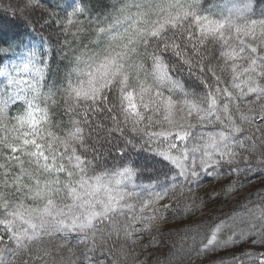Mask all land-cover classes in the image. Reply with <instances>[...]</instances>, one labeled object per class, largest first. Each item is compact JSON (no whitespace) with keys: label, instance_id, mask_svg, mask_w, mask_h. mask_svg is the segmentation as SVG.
<instances>
[{"label":"snow or ice","instance_id":"6c2138e0","mask_svg":"<svg viewBox=\"0 0 264 264\" xmlns=\"http://www.w3.org/2000/svg\"><path fill=\"white\" fill-rule=\"evenodd\" d=\"M257 2L118 0L92 17L87 0H72L62 21L47 13L65 36L59 82L47 81L43 48L0 44V264H145L135 249L173 207L162 201L190 216L204 205L192 195L181 207L176 196L203 175H227L231 196L242 186L231 177L264 172ZM41 7L0 0V13L26 26ZM142 152L163 167H136ZM241 207L187 226L168 264L249 240L264 246V193ZM217 264H264V251Z\"/></svg>","mask_w":264,"mask_h":264},{"label":"trees","instance_id":"16d2710c","mask_svg":"<svg viewBox=\"0 0 264 264\" xmlns=\"http://www.w3.org/2000/svg\"><path fill=\"white\" fill-rule=\"evenodd\" d=\"M72 0H40L41 8L35 10L31 17L32 24L26 26L22 20L14 19L10 14L0 13V44L9 42L13 44H19L21 47L43 48L45 51V58L49 59V70L47 74V81L49 83L53 81L59 82L63 77L65 71L66 61L62 55V44L65 40V36L61 34V28L55 23L56 18H49L47 13L50 11H56L59 13V19L62 21L65 16V8L71 4ZM118 0H87L88 7L91 9L90 15L96 17L98 15H104L112 11V6L116 5ZM209 0H205V6H208ZM70 10V8H68ZM264 10V4L257 2L256 12L260 13ZM43 17V19L41 18ZM82 21L85 17L80 18ZM49 20L48 24L44 21ZM33 27L35 30L33 31ZM75 31V29H73ZM71 39V36L68 37ZM179 78L184 80H191L186 70L177 74ZM19 109V106L12 109V114L15 115ZM116 139H119L118 134ZM115 142V141H114ZM122 145V141H121ZM115 157V160L113 159ZM109 165L118 162L119 157L116 155L115 150L109 155ZM132 161H135L136 167H142L145 169H160L163 165L157 162V158L153 157L148 152L133 153L131 157ZM166 170V169H165ZM155 178V177H154ZM163 179V176L160 177ZM227 175L220 176H207L203 175L198 185L193 186V192H184L183 195L177 194L176 200L179 201L181 207L184 203L190 202L192 195L196 197V204H203L201 196L198 195V191H204L209 195V199L216 202V211L208 209L205 211L204 206L197 208L190 216L181 215L178 211L174 212L176 207L175 202L170 199H166L161 203H171L173 205L164 215V217L182 216V219L190 217V222L185 223L182 230L172 229L167 232H163L161 229L154 228L150 234H145L141 240L138 241L135 251L139 253V259L145 261V264H168L170 259L169 254L177 252L183 243L182 238L190 233H186L184 229L195 223L203 220H209L213 217H219L225 219L228 215L235 212H242L244 209L241 207L243 203L248 200L256 201L257 193H264V172L257 170L254 173H250L245 179L243 176L231 177V179H237L241 181L242 186L238 187V190L231 196L222 192V187L229 182ZM147 179H144L143 183H147ZM212 187V188H210ZM208 189H213L209 191ZM158 190V189H157ZM204 194V195H205ZM205 212L206 217L198 220L196 215ZM167 233V234H166ZM153 238L155 242L153 243ZM255 237H253L254 239ZM186 248L187 245L185 244ZM251 249L254 252L264 251V246L252 245L250 240L242 242L237 247L220 251L218 253H212L207 258L196 255H191L190 259H186L184 264H217L221 258L227 257L230 253H239L245 250ZM67 253L65 252V255ZM216 255V256H213Z\"/></svg>","mask_w":264,"mask_h":264},{"label":"rangeland","instance_id":"374dc122","mask_svg":"<svg viewBox=\"0 0 264 264\" xmlns=\"http://www.w3.org/2000/svg\"><path fill=\"white\" fill-rule=\"evenodd\" d=\"M212 188V187H210ZM209 191H213V189H208ZM204 191H198V195L201 196L200 200H203L204 202H206V204L204 205L205 211L208 209H212L213 211H216L217 208H215L216 206V202H214L213 200L209 199V195L205 194ZM207 213L205 214V212H201L200 214L196 215V218H198V220L206 217ZM183 216V215H182ZM182 216H174L173 214L168 217H164V219L162 221L157 222L155 228L161 229L163 232H167L170 231L172 229H178V230H182L183 227L185 225V223L190 222V217H186L184 219H182ZM167 234V233H166ZM67 255V254H66ZM216 256V255H213Z\"/></svg>","mask_w":264,"mask_h":264}]
</instances>
